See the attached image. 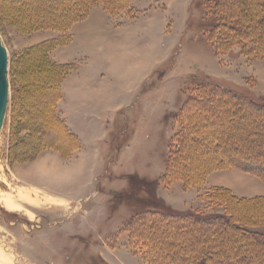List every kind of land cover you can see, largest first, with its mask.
<instances>
[{
    "label": "rangeland",
    "instance_id": "1",
    "mask_svg": "<svg viewBox=\"0 0 264 264\" xmlns=\"http://www.w3.org/2000/svg\"><path fill=\"white\" fill-rule=\"evenodd\" d=\"M79 3L0 0L11 59L0 191L24 205L0 202V244L16 264H264L263 238L232 224L182 234L163 212L264 230V174L232 158L241 142V156H264V111L210 83L264 103V0L130 3L111 13L121 33L104 22L61 47ZM56 48L79 59L69 99L81 135L56 117L63 93L52 92L77 66L53 61Z\"/></svg>",
    "mask_w": 264,
    "mask_h": 264
},
{
    "label": "trees",
    "instance_id": "2",
    "mask_svg": "<svg viewBox=\"0 0 264 264\" xmlns=\"http://www.w3.org/2000/svg\"><path fill=\"white\" fill-rule=\"evenodd\" d=\"M102 2L104 6L113 13L114 10L121 9L122 7H127L130 5V0H80V3L75 6L76 10H74V15H72V18L70 19V24L78 20V15H82V17H85L86 14L88 13V10L90 6L94 4H98ZM217 27L219 26V22H216L215 24ZM48 58V57H47ZM11 61V59H10ZM50 61V60H49ZM52 64L53 62L50 61ZM11 65V62H10ZM9 65V66H10ZM67 65H63V69L66 70ZM62 67V66H61ZM71 68V67H70ZM68 68V69H70ZM216 87H219L222 94L226 96H230L231 98H234V101L239 102L240 104H243L244 106L248 105L253 107L257 112L264 111V103L257 101L251 97H248L244 93L237 91L233 88L226 87L221 85L220 83L217 82H210ZM54 89V88H53ZM45 92V91H44ZM52 92V91H51ZM55 93V94H54ZM61 90L59 86H56L55 91L52 92V97L54 99L55 95L56 98H60L61 96ZM202 101V100H201ZM56 117L63 123L64 127L66 128V131L70 135H76L74 132H72L67 123L65 122L64 118L61 115H56ZM244 143V142H243ZM242 144L241 147L238 145L233 146L232 148L236 150L235 154L232 155L236 161L235 163L237 165H240L241 167L247 169V170H253V171H258L264 174V156H261L262 154L257 152L256 154H248L245 151V155L241 156L240 153L238 152L239 150H242L245 145ZM231 154V153H230ZM205 176V175H204ZM154 186H156L157 182L153 183ZM152 194L155 195L154 189L152 190ZM153 210L159 212V208H153ZM154 211V212H155ZM170 220H181L184 221L186 224L184 225H179L180 226V231L183 234L186 230L191 231L196 227L198 230H200V233H206L207 235L216 233V231L220 230L221 227H225L227 225L232 224L235 228L239 229L240 232H242L245 235L248 236H254L256 237L259 241L264 240V230H256V229H251L247 224L239 225L237 223L232 222L231 218L227 216H221L216 213H213L212 211H202V210H188V211H163ZM167 231V227H165Z\"/></svg>",
    "mask_w": 264,
    "mask_h": 264
},
{
    "label": "crops",
    "instance_id": "3",
    "mask_svg": "<svg viewBox=\"0 0 264 264\" xmlns=\"http://www.w3.org/2000/svg\"><path fill=\"white\" fill-rule=\"evenodd\" d=\"M143 1L144 0H130V3L132 5V8H136L138 10L141 9H146V6H143ZM178 1V0H177ZM157 2H159V0H157ZM161 3H166L169 4L170 2H173V0H160ZM135 20V19H134ZM107 22L109 23L110 27L115 28L119 33H121L119 29H122V24H116L114 22L113 16L111 14L110 11H108V9L105 6L102 5H98V4H94L92 5L89 10L88 13L86 14V16L82 19V20H77L75 22H73L71 24V26L69 27V32L72 35V41L67 44V45H62L61 47H69L72 44H74L77 39H85L86 40V36L90 33H92V31L94 32L96 30V28L104 23ZM117 34V32H116ZM58 51V48L54 49L51 54H50V58L55 61L57 60L59 63H63L66 64L68 62H76L77 66L76 68L70 70L68 72V74L65 76V80L63 81L62 84V88H61V92L63 93V97L62 100L59 102V108H63L62 112L64 114V120L67 123L69 129L74 132L76 135H81L80 132H78L79 128L76 123L72 122L73 121V110L70 104V99L71 98V93L70 91L73 90V87L70 86L69 84L71 83H75L77 82V79L80 78V68L81 66L79 65L78 58H74V59H68V60H60L58 58H55L53 55ZM87 56V55H86ZM88 57V56H87ZM76 79V80H75ZM70 89V91H69ZM75 93L74 95L77 96L79 90L76 88L75 86ZM63 104V105H62ZM65 106V107H64Z\"/></svg>",
    "mask_w": 264,
    "mask_h": 264
},
{
    "label": "water",
    "instance_id": "4",
    "mask_svg": "<svg viewBox=\"0 0 264 264\" xmlns=\"http://www.w3.org/2000/svg\"><path fill=\"white\" fill-rule=\"evenodd\" d=\"M9 54L0 37V136L7 115L10 84L8 80Z\"/></svg>",
    "mask_w": 264,
    "mask_h": 264
},
{
    "label": "bare ground",
    "instance_id": "5",
    "mask_svg": "<svg viewBox=\"0 0 264 264\" xmlns=\"http://www.w3.org/2000/svg\"><path fill=\"white\" fill-rule=\"evenodd\" d=\"M8 54H9V52H8ZM9 65H10V59H9ZM8 80H9V77H8ZM9 84H10V81H9ZM10 89H11V87H10ZM9 99H10V90H9ZM8 104H9V101H8ZM7 110H8V107H7ZM19 195H20V197H22L24 199L30 198V197H28V195L24 194L22 191H20ZM32 199H34V198H32ZM0 202L9 210H23V207H24V205H21L20 203L15 201L13 199V197L10 194H8L7 192H1L0 191ZM38 202H37V204H38ZM28 213L33 215V213L29 210H28ZM3 245L0 244V264H16L15 261L12 259V255L9 253L8 249L5 248L6 246L4 245L5 246L4 247Z\"/></svg>",
    "mask_w": 264,
    "mask_h": 264
}]
</instances>
